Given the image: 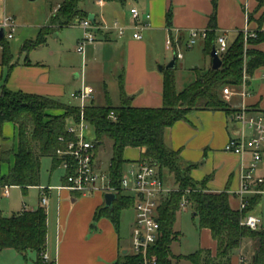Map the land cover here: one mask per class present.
<instances>
[{"label":"trees","instance_id":"16d2710c","mask_svg":"<svg viewBox=\"0 0 264 264\" xmlns=\"http://www.w3.org/2000/svg\"><path fill=\"white\" fill-rule=\"evenodd\" d=\"M125 3L126 0H118ZM86 0H62L57 10L52 6L51 25L42 28L37 41H30L24 51L39 47L46 43L47 36L55 30L74 25L89 17L85 10ZM215 9L217 0H214ZM258 9H264V0H259ZM253 20V14L249 15ZM259 28L257 37L246 43L243 31H239L235 39L229 42L224 53L223 65L220 69H209L199 72L196 80L181 91L177 90L174 69L165 70L164 105L160 108H140L132 105L121 84L122 104L115 107L110 99L104 106L87 105L84 118L94 127L97 149L108 140L112 145V157L108 172L115 185H119L126 171L128 161L125 158L127 148L142 150L139 161H150L160 168L165 180L167 174L174 175L175 189L163 197L158 208L160 222V238L151 248L150 255L157 257L158 264H174L175 256L171 246L178 240L180 233L175 230L181 203L187 195L194 208L193 218L198 219L199 229L208 228L218 243L217 255L211 251L200 250L183 258L193 264H230L233 256L241 250L246 240L252 241L249 254H242L241 264H264V228L252 230L242 226V217L254 210L261 203L264 194H258L249 200L244 212L231 205L230 192L227 190L214 193L207 191L206 184L192 177L195 165H184L181 152L169 148L165 142V132L176 122L187 120L193 111L211 110L225 111L228 107L223 100L222 90L228 86H242L246 76H253L257 69L264 67V50L256 48L264 44V10L257 20ZM168 24L172 26L171 12L168 13ZM216 12L211 16L207 30L206 50L211 53L217 38ZM4 61L10 63L13 56L9 42L1 39ZM82 110L78 106L65 103L60 99L14 92L2 87L0 92V125L13 123L18 127V140L10 148L3 145L0 159L10 164L6 174H0V185L16 186L26 192L31 187L41 185L42 160L51 158L53 170L63 167V163L73 162L69 154H60L68 149V142L74 135L68 131L71 121L79 122ZM115 114L117 119L110 118ZM96 149V151H97ZM13 159V161H12ZM62 183H67L73 168L67 169ZM135 198L117 193L114 207L103 206L95 215V222L108 216L118 228L120 214L125 208L135 205ZM48 239V213L46 208L24 209L11 216L0 213V254L6 249H13L24 257L30 251L38 254V264H44L43 254ZM140 255L127 253L115 264H140ZM54 264V263H52Z\"/></svg>","mask_w":264,"mask_h":264},{"label":"crops","instance_id":"0c3cea01","mask_svg":"<svg viewBox=\"0 0 264 264\" xmlns=\"http://www.w3.org/2000/svg\"><path fill=\"white\" fill-rule=\"evenodd\" d=\"M108 1L119 4L122 10L118 12L117 17H114L111 22H108L105 14L97 16L89 13V16L92 15L94 17L93 22L101 26L96 32V41L89 44V55L94 61V67L99 73L105 69L106 64L112 65L120 85V103H114L105 80L103 84L104 92L102 94L104 99L97 102L99 92L96 91V88L92 84H88L87 81L84 80L82 86L70 96L71 102L69 104L73 106H80V100L73 98V94L80 91L85 85L94 89L93 98L88 105L95 104L104 106L110 99L113 106H121V84L123 83L126 94L132 98L133 106L140 108L163 107L165 87L164 71L169 69L168 65L175 56L171 61H167L161 65L163 63V57L158 51L160 43L166 46V41L169 36L175 38L180 37L186 40L189 38V34L193 29L208 30L210 19L214 12H216L217 36L226 35L228 38L229 35H232L234 38L239 31H244L247 27L253 31H257L259 28L258 22L255 20L250 21L249 15L256 13L255 16L259 19L264 10L258 9L259 0H217L216 9L214 0H126L125 3L118 0ZM99 2L102 7L106 6V0H102V2L99 0ZM132 8H138L142 12L150 13L152 16L150 26L143 31V38L140 40L133 38V30L131 29L133 25ZM169 12H171L172 26L168 24ZM5 15L10 14H4L2 17ZM116 22L127 28V32L124 36H121L119 31L114 27ZM59 29L55 30V32ZM262 29L264 30V25ZM5 41L9 42L10 40ZM214 46H216V43ZM261 50H264V45L261 47ZM85 55L86 51L83 56ZM12 56L11 62L6 64L0 39V92L2 87H7L14 92H24L62 100L61 97L64 94V86L59 82L58 77L53 74L52 67L49 64L43 61L32 60L28 57L24 59L21 57L15 59L13 54ZM208 58L211 60L208 61ZM183 59H185V56ZM183 59L176 58V65L173 68L175 70V75L176 69L178 68V61ZM204 59L205 64L203 66H193L190 68L193 73L191 83L196 80L199 72L212 69L213 58L211 53L207 52L206 46L204 49ZM77 77L80 78V75L77 74ZM251 85L252 82L249 80L248 86ZM179 88L177 81V90H183ZM263 100L264 95H262L261 101L248 105V108L255 110L252 112L264 114V107L261 106ZM233 116L234 114L229 115L225 111L198 110L193 111L188 116L187 120L178 121L173 126L166 129L165 142L167 146L181 152V159L185 166H196L192 171V177L194 179V170L202 164L199 160L209 156L210 153L225 151V146L229 140L239 135L241 130L234 121ZM73 122L75 121H71L70 124ZM6 124H12L18 129L13 123ZM6 124L3 126L0 125V159L3 145L10 148L17 143L18 140V136L17 140H15L9 136L3 135ZM129 148H127L126 151ZM133 149H138L140 155L138 158L131 159V157L126 155L125 151V158L128 161L127 168L138 162L141 158L142 150L140 148ZM98 150L99 149L96 151L95 166L98 170H102L100 169L101 162L97 158ZM229 155L233 159L235 167H237L241 158L233 153ZM204 163L205 161L203 164ZM8 170L2 172L0 167V174H6ZM234 178L235 172H230L227 177L225 188L214 189L212 187L214 176L211 175L207 183V191L219 193L228 189L231 195V192L235 191L232 189ZM238 179L239 183L237 189L240 185V169L238 172ZM164 182L165 185L170 188L167 185L166 178ZM63 184L64 183H61L60 185ZM40 186L43 185L41 184ZM13 187H10V194L7 196L4 194V186L0 185V197H9L11 195V188ZM31 188H38L39 190V186ZM29 189L23 192L27 193ZM53 191L54 189L50 190L49 204L44 207L48 213V239L44 254L49 256L48 262L43 260L44 264H115L123 255L127 253L134 254V251L131 252L124 243L121 232V220L118 228L108 216L101 217L97 222L94 220L98 209L106 206V194L96 192L84 195L68 189H58L59 192L52 198ZM131 208H134V206ZM27 209L32 210L34 208ZM182 210L181 208L180 212ZM254 210L251 213L256 215ZM52 211H54V220H52ZM2 212L3 211L0 210L1 214H3ZM135 224L136 218L132 229V242ZM261 228H264L263 222ZM197 229L199 231L205 230L212 236V232L208 228L199 229L197 227ZM175 230L180 233V237L178 240L174 241L171 246L172 254L176 258L174 264H193L191 260L183 258L188 255L174 253V244L176 242L180 243L184 236L182 231L177 228L176 224ZM244 243L241 250L233 256L230 264H234V262L235 264H241L242 254L250 253L251 248L249 251H244ZM7 250L14 251L8 254L9 258L13 261L12 264H22L23 256L21 254L13 249H6L4 251ZM200 250H209L212 252L213 256H216L218 243L214 239L213 244L201 248ZM4 251H2L1 254ZM236 260H238L237 262L239 263H236Z\"/></svg>","mask_w":264,"mask_h":264},{"label":"rangeland","instance_id":"374dc122","mask_svg":"<svg viewBox=\"0 0 264 264\" xmlns=\"http://www.w3.org/2000/svg\"><path fill=\"white\" fill-rule=\"evenodd\" d=\"M61 1L62 0H0V20L4 14H10L15 18L17 23L15 36L9 41L11 53L14 55L15 59L19 57L22 59L28 57L32 60L43 61L49 64L52 67L53 74L58 77L59 82L64 86V94L61 99L65 103L71 102V94L82 86L84 80H86L88 84H92L96 88V91L99 92L97 102L104 99L102 94L104 92L103 84L105 80L114 103H120V85L112 65L106 64L105 69L99 73L94 67V61L89 55L90 43L86 44L85 56L77 51V48L80 46L86 34L82 22L78 21L74 25L61 28L57 32L47 36L45 45L24 51V46L27 43L30 41H37L42 28L51 25V8L53 6L54 9L57 10ZM84 8L88 13L97 16L105 14L108 22H111L114 17H117L118 12L122 10L119 4L108 0H106L105 7L101 6L99 0H86ZM252 14L253 20L257 21L258 18L255 16L256 13ZM232 39L234 40L235 37L233 38L232 35H229L228 40L231 42ZM263 45V43L259 44L256 48L261 49ZM205 46V40H200L194 49L183 48L185 59L178 61V68L176 69L179 89H184L191 83V78L193 76L192 70H190L191 67L203 66L205 64ZM158 51L163 57V63L161 65L167 61H171L175 56L174 52L168 50L162 43L159 44ZM210 60L211 59L208 58V61ZM77 74L80 75V78L77 77ZM249 80L252 82L251 86H248ZM228 87L231 88L233 92L232 96L227 97L224 93V89L222 90L221 96L227 104L228 114L233 115L241 110L243 106L261 101L262 95H264V67L259 68L252 78L251 76H246L242 86L236 87L235 89L232 86ZM247 91H249L248 94H245ZM261 106L264 107V100L261 102ZM249 110L255 111L250 108ZM246 131L248 136L252 135L251 129H247ZM3 135L17 140L18 129L12 124H6ZM86 135L90 140L96 139L93 126H90L88 130H86ZM98 149L97 158L101 162L100 169L108 172L112 157L111 142L106 140L105 144L99 146ZM229 154L230 153L226 151H216L199 160L202 164L194 170L196 181L202 183L212 175L214 176L212 187L214 189H223L225 188L228 174L234 171L235 178L232 189L236 190L239 183L238 172L241 168L242 160L240 159L238 166L235 167L233 159ZM126 155L131 157V159H135L139 157L140 152L138 149L129 148L126 151ZM238 157L241 158L240 156ZM248 157L247 160L249 159ZM204 161L205 163L203 164ZM8 167V163H2L1 171L6 172ZM256 173L264 176V161L259 165V169ZM65 176L66 171L63 167H58L53 170L52 159L47 157L43 158L41 184L43 186L51 185L53 187L54 191L52 192V198L59 192L56 187L62 183ZM166 181L167 185L172 190L175 189L176 183L174 175L167 174ZM230 198L231 205L239 210L241 204L240 199L234 193H231ZM40 205L41 193L38 188H30L27 193H24L20 187H13L11 188V195L9 197H0V210L3 211L2 213L4 216L18 213L22 209H36ZM254 209V213L262 219L264 227V196L261 203L254 207ZM193 213L194 208L189 205L178 214L176 226L182 231L184 236L180 243L176 242L174 244L173 250L176 254L190 255L214 243V239L210 233L205 230L199 231L197 229L196 225L198 224V219L193 218ZM54 218V211H52V220H54ZM135 218L136 212L134 208H125L121 211V232L124 243L131 252L133 251L132 229ZM244 244V251H249L252 244L251 240H246ZM9 252L14 251L7 250L1 254L0 264L13 263L9 258ZM22 261V264H38L37 252L30 251L27 257H22ZM237 261L238 260H236V263H239ZM187 262L191 263L189 261Z\"/></svg>","mask_w":264,"mask_h":264},{"label":"built area","instance_id":"2783aa9c","mask_svg":"<svg viewBox=\"0 0 264 264\" xmlns=\"http://www.w3.org/2000/svg\"><path fill=\"white\" fill-rule=\"evenodd\" d=\"M102 2V0H101ZM133 15V38L142 39L143 31L150 26L151 14L142 12L138 8L131 9ZM82 25L86 30L85 37L77 48V51L84 54L86 44L93 43L97 39L96 32L101 28L89 18L84 19ZM121 36L127 32V28L121 26L118 22L114 26ZM17 28L16 20L11 15H5L0 20V35L5 30V40H12L15 36ZM245 41L257 37V32L248 27L243 31ZM208 36L207 30H191L189 38L184 40L180 37L175 38L169 36L166 41L167 49L174 52L177 59H183V48L192 49L198 41L206 40ZM216 50L222 58L229 48V41L226 35L219 36L216 41ZM224 93L227 97L233 94L231 88L226 87ZM248 94V91L245 93ZM94 89L84 86L80 91L73 94V98L80 100V108L82 110L81 120L69 124L68 131L74 135V139L68 142V149L62 154H69L73 158V162L63 163L65 170L73 168L67 178V183L60 185L58 189H68L76 191L84 195L101 192L122 193L125 196L135 198L134 209L136 212V224L133 231V251L134 254L140 255L142 260L140 264H158L157 257L150 255V250L154 247L161 234L160 222L158 217V208L163 197L168 195L172 189L165 185L161 176L160 168L157 164L150 161H138L126 169L117 186L113 183L109 172L98 170L95 166L96 143L88 139L86 130L91 124L84 118V110L92 100ZM110 118L116 120L115 114H111ZM234 121L240 128L238 136L233 137L225 146V151L236 154L241 157L240 168V185L234 193L241 201L239 211L244 212L249 206V200L258 195L264 194V176L257 174L259 165L264 159V114L255 113L249 110L248 106L236 112L233 116ZM251 129L252 135L248 136L246 130ZM249 159L247 160V157ZM41 193V205L46 207L49 204L51 186H39ZM187 190L183 197L181 208L185 209L192 205L187 195ZM4 194H10V186H4ZM242 226L252 230L261 228L262 219L252 213H248L242 217ZM43 260L48 262L49 256L43 254Z\"/></svg>","mask_w":264,"mask_h":264},{"label":"water","instance_id":"95a60500","mask_svg":"<svg viewBox=\"0 0 264 264\" xmlns=\"http://www.w3.org/2000/svg\"><path fill=\"white\" fill-rule=\"evenodd\" d=\"M89 18L93 21L94 17L92 15L89 16ZM5 30L0 35V39H3L5 37ZM211 56L213 58V63H212V69L217 70L220 69L223 65V60L222 58L218 55L216 47H213V50L211 52ZM176 65V57L172 60V62L168 65L169 69H173ZM117 199V194L115 193H107L105 195V200H106V207L108 208H113L114 207V202Z\"/></svg>","mask_w":264,"mask_h":264}]
</instances>
